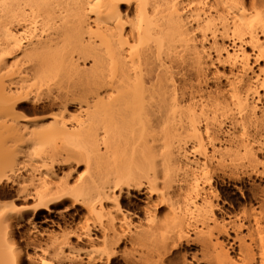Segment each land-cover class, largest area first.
<instances>
[{
    "label": "bare ground",
    "instance_id": "1",
    "mask_svg": "<svg viewBox=\"0 0 264 264\" xmlns=\"http://www.w3.org/2000/svg\"><path fill=\"white\" fill-rule=\"evenodd\" d=\"M79 60L90 67L80 71ZM57 70L93 71V85L83 94L78 86L50 87ZM75 102L85 103V119L67 114ZM55 107L54 133L80 131L81 149L50 151L28 168L21 161L28 173H16L18 154L26 159L45 130L22 113ZM0 136L14 139L0 144V188L19 184L15 196L36 201L0 218L10 264H23V256L35 262L17 247L21 228L28 246L51 249L58 264H264V186L255 185L264 181V0H0ZM155 141L161 178L155 168L124 165ZM114 148L123 161L109 159L69 187L72 164L107 161ZM81 209L98 220L73 229L75 215L64 211ZM71 242L100 245V257L83 261ZM128 244L146 252L120 254ZM38 264L53 263L41 257Z\"/></svg>",
    "mask_w": 264,
    "mask_h": 264
},
{
    "label": "rangeland",
    "instance_id": "2",
    "mask_svg": "<svg viewBox=\"0 0 264 264\" xmlns=\"http://www.w3.org/2000/svg\"><path fill=\"white\" fill-rule=\"evenodd\" d=\"M34 24L36 25L37 31L38 29H40L41 24H42V20L40 18V16L36 15L33 18ZM199 37V36H198ZM207 45V44H206ZM205 45V46H206ZM79 66L78 69L81 71L83 69H88L91 65L90 60H86V61H81L79 60ZM262 66V64H260ZM215 68L218 71H222V68H220L219 66H215ZM215 68L214 67H209V77H211V75L215 72ZM252 68L255 70L257 67L254 66L252 64ZM93 81H94V72L91 71L90 73L87 72L86 73H77L75 75H65V71L64 70H57L54 71L53 73H51V76L49 77V80L47 81V85H49L50 87L55 86V83L59 82L60 85L62 86H78L79 88L82 89L81 94L85 93L88 89H91L92 85H93ZM212 83L210 82V85L214 83L213 80H211ZM46 89V88H43ZM30 107H33L34 105L29 103ZM84 108H86L85 103L84 102H75L72 106H68V112L67 114H74V115H79V117L82 119H85L86 115L84 112ZM58 112V109L55 107L51 110H47V111H32V112H28L25 111L22 113V115L24 117H27L28 119H30L31 121H34L37 123L38 128L40 127L41 129H45L42 131V138L40 141V145L35 148L32 149L28 154V156H26V159L24 156H22L21 154H18L17 156V162L19 163L17 166L20 167L16 173H21L22 175H26L28 173V171L25 169H21V165L23 164L21 161H23L25 164H27V167H29V165H34L36 164L33 160H35L37 163H40L42 159H45L48 154L50 153V151L55 150L56 152L60 153L62 156H65L68 153L77 151L81 149V144L83 142V135L80 131H75L71 134H56L54 133L52 126H53V118H54V114ZM68 118V116H66V119ZM71 123H68V126H70ZM73 125V123H72ZM72 125L70 127H72ZM102 132L99 130L98 131V147H99V153L104 151V147L101 144V134ZM123 140V136L120 134H116L115 135V140L114 142L118 145L121 143V141ZM6 142V144H12L14 143V139L10 138V137H1L0 136V144ZM19 142L16 141V144H18ZM139 150V149H138ZM114 153L110 155V158L106 159H97V157L95 159H91L90 164L89 165H85L84 163H80L79 165H74L72 164L70 167H74L75 168V174H73V179L69 180V187H73L75 185V180L77 176H81V177H86L89 173H93V172H101L103 171L108 164V161H115L117 164H119L121 161H123L119 155V148H114L113 149ZM139 151H142L145 154V158H143L140 154L138 153ZM139 151H135V153H137V155L135 156V158L133 159L132 162H124V165H128L130 168L132 169H139L142 172H146V171H151L153 168H155L158 176L161 178L163 170H162V165H161V156H160V149L158 148V142H152V143H148L147 147H145L144 149H140ZM3 151L0 148V157L3 156ZM139 154V155H138ZM152 156V158L150 157ZM110 159V160H109ZM152 159L154 160L152 162ZM25 160V161H24ZM129 160V159H128ZM114 162V163H115ZM123 164H120L118 168H120V166ZM57 168V167H56ZM68 170V168H63V170H56L57 175H61L62 172H66ZM259 184V186L262 185L264 186V181L263 180H256L255 181V185ZM10 184H3L0 188V218L3 215H14V214H18L21 212H25L26 210H29L35 203L36 201L34 199H25V198H21L19 196H15V191L13 189L18 188L19 184L17 185H13V189L10 188ZM228 191H230V193H233L235 195V197H238V192L236 191V189H234V187H231L228 189ZM134 193V192H133ZM155 196H153L154 198ZM139 199H142L143 196L139 195L138 196ZM228 200V199H227ZM135 201L136 204L138 205H142V202L140 200H133ZM68 205V202H66L65 206ZM65 206L61 205L58 207H55L54 210H64ZM130 210L132 209L131 206H127ZM226 207V206H225ZM66 213L69 214H74V221L73 224L71 226V228L73 229H79L81 228V226H84L86 224H92L93 222H97L98 218L97 216L86 210V209H81L77 214L73 211V210H69V211H64ZM27 214L29 213V211L26 212ZM162 214V213H161ZM160 214V215H161ZM51 216H53V220L57 223H59L60 225L63 226V222H61L62 220L58 217L57 213H51ZM142 216V215H141ZM59 219V220H58ZM42 220V217L38 219V221ZM58 220V221H57ZM169 220V219H168ZM170 221V220H169ZM137 219H133V223L130 226L131 229V235H135L134 234V225H138ZM142 224H145V222L143 220L140 221ZM140 223V224H141ZM141 224V225H142ZM143 226V225H142ZM143 226V227H145ZM42 228H45L48 232V230L53 229L56 230V227L54 228H50L47 227L45 224L41 225ZM25 228H21L18 229L19 231H16L15 233V237L17 238L18 241V249L21 250V252L30 257L33 258L35 260V262H30V260L26 259L25 256H23V264H38V259L39 258H43L47 261H51L53 264H58L54 261H52V250L51 249H46V252L43 253L41 250H36L35 248L28 246L26 244V234L24 232ZM192 237H194V233L193 235H191ZM30 238H32V236H30ZM39 241L41 243V246L43 248H45L49 243H48V237L43 235L41 238H39ZM74 241V239L72 240ZM71 244L73 246H75V251L79 252L78 255H80L81 259L83 261H86L88 259L96 261L99 255V248H101L100 245L95 244L93 246H89V245H75L74 242H71ZM46 245V246H45ZM8 250H6L5 248H1L0 247V264H7L9 263L10 259H9V255H10V250L9 248H7ZM120 254L123 255L125 253H128L129 255L134 254L135 256L138 257V255L140 254H144L146 252L145 246H138V247H133L130 244L128 245H121L118 249ZM10 251V252H9ZM64 251H67L66 249H64ZM101 251V250H100ZM191 252H195L198 253V250H192ZM180 253H183V250H181ZM101 254V252H100ZM200 257V256H199ZM119 259V260H118ZM117 261H115L113 264H124L123 260L121 258H118ZM122 262V263H121ZM10 264V263H9ZM66 264V263H65ZM207 264H211V263H207ZM213 264V263H212Z\"/></svg>",
    "mask_w": 264,
    "mask_h": 264
}]
</instances>
